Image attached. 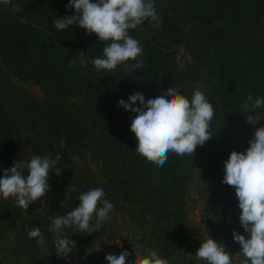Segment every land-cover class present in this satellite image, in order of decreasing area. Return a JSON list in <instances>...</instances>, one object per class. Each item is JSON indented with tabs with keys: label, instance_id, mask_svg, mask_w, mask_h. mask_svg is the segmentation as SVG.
<instances>
[{
	"label": "trees",
	"instance_id": "obj_1",
	"mask_svg": "<svg viewBox=\"0 0 264 264\" xmlns=\"http://www.w3.org/2000/svg\"><path fill=\"white\" fill-rule=\"evenodd\" d=\"M12 3L20 10L0 3V178L14 161L49 154L60 155L61 174L50 172L49 193L28 209L0 197V264H60L53 219L95 188L114 205L108 219L88 237L76 226L65 228L64 238L90 244L109 236L129 252L126 264L136 259L135 249L156 251L168 264H204L195 253L211 237L241 264L233 232L249 234L239 221L235 188L222 180L230 154L246 152L255 130L264 127V120L253 127L245 117H264V107L242 111L249 94L264 99V0H154L160 26L145 21L129 32L143 48V68L122 64L114 73L91 63L107 42L76 25L55 28L54 21L76 14L66 9L70 0ZM180 50L191 60L185 68ZM174 85L189 100L197 88L203 91L215 112L212 138L194 155L170 152L157 166L135 152V114L119 101L136 92L147 101ZM72 186L79 191L69 192ZM196 208L199 223L190 218ZM33 227L41 229L43 246L29 239ZM106 263L103 254L84 255L83 264Z\"/></svg>",
	"mask_w": 264,
	"mask_h": 264
},
{
	"label": "clouds",
	"instance_id": "obj_2",
	"mask_svg": "<svg viewBox=\"0 0 264 264\" xmlns=\"http://www.w3.org/2000/svg\"><path fill=\"white\" fill-rule=\"evenodd\" d=\"M9 5L14 11L20 10V5L12 0H0ZM66 9H75V15L64 16L54 21L57 30H65L76 25L86 30V34H95L99 43L107 42L102 56L94 58L91 63L97 71L107 70L114 73L120 65L125 70L129 68L141 70L143 64L138 58L143 53L140 42L129 32L150 21L155 27L161 24L154 0H70ZM80 63L84 64V53H80ZM129 61L136 63L129 65ZM76 64L75 60L69 62ZM137 104L139 106H137ZM119 106L125 111L135 114L131 121V132L137 140L135 152L148 161L163 166L168 154L179 156L194 155L198 146H203L212 138L209 127L215 112L200 88H197L189 100L181 94L178 86L174 85L162 95L145 100L143 94L136 92L128 98L121 99ZM264 107V99L248 95L242 111L255 113ZM246 122L255 127L264 120L259 113L245 115ZM250 147L246 152L233 151L225 161V175L222 183L235 188L238 207L241 209L240 224L249 237L233 232V239L240 245L239 256L243 257L241 264H264V127L254 132V138L249 141ZM65 141L61 139L60 146ZM60 155L55 158L51 154L46 157L34 155L30 161H14L10 169L3 172L0 178V197L15 198L17 206L28 209L35 202H41L49 191L50 172L55 169L59 176L61 171L56 167ZM27 169V175H24ZM79 187H70L69 192H78ZM102 188L90 189L78 196L79 204L64 216L53 219L52 230L55 233L56 254L66 257L71 251L72 240L64 238L63 230L73 226L80 231L94 232L102 227L108 219L114 205L107 199ZM102 205V206H101ZM41 211L40 209L37 212ZM95 216V226L90 222ZM29 239H37L45 244L41 229L33 227L28 231ZM129 252L123 251L119 256L107 255L108 264H126ZM136 259L132 264H168L156 251L142 255L135 249ZM195 256L204 264H233V257L222 243L211 237L204 240L196 251Z\"/></svg>",
	"mask_w": 264,
	"mask_h": 264
},
{
	"label": "rangeland",
	"instance_id": "obj_3",
	"mask_svg": "<svg viewBox=\"0 0 264 264\" xmlns=\"http://www.w3.org/2000/svg\"><path fill=\"white\" fill-rule=\"evenodd\" d=\"M178 59H179L180 66L182 68H185V67L190 65L191 60H190L189 56L183 50H180ZM29 88L32 91L38 92L36 89H34L30 86H29ZM53 191H54V189H53ZM190 218L195 223H199L201 221V214H200V211L198 208L193 209V211L190 214ZM94 224L95 223H93V221H92V223L90 222L91 227H94ZM85 232L87 233L86 234L87 237L89 234H91L88 231H85ZM105 235H107V234H105ZM100 241H102V242H100ZM112 244H113V242L109 239V236H102V235L99 236L97 241L90 242V244L89 243H84V244L82 243L81 244L80 241L75 239V240H73L72 244H70V247L73 248L72 251L66 257H60L59 256V260H60L59 263L65 264L67 262L66 260L68 257L69 258H77L78 257L82 260L81 263L83 264L84 255L88 252L94 253L96 255L103 254L105 259H106L105 250L108 249L109 247H111Z\"/></svg>",
	"mask_w": 264,
	"mask_h": 264
},
{
	"label": "crops",
	"instance_id": "obj_4",
	"mask_svg": "<svg viewBox=\"0 0 264 264\" xmlns=\"http://www.w3.org/2000/svg\"><path fill=\"white\" fill-rule=\"evenodd\" d=\"M123 252L122 246L120 243H113L111 247L105 250V255H116L119 256L120 253ZM74 254V253H73ZM67 262L65 264H82V260L80 258H67ZM108 264V262L106 263Z\"/></svg>",
	"mask_w": 264,
	"mask_h": 264
}]
</instances>
